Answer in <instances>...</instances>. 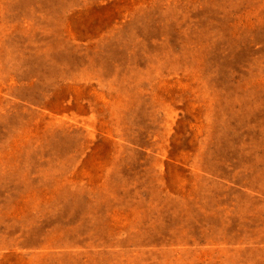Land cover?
<instances>
[{"label":"rangeland","instance_id":"1","mask_svg":"<svg viewBox=\"0 0 264 264\" xmlns=\"http://www.w3.org/2000/svg\"><path fill=\"white\" fill-rule=\"evenodd\" d=\"M0 264H264V0H0Z\"/></svg>","mask_w":264,"mask_h":264}]
</instances>
